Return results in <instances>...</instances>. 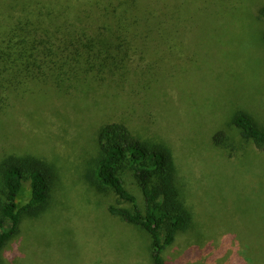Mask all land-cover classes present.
Returning <instances> with one entry per match:
<instances>
[{
  "label": "rangeland",
  "instance_id": "1",
  "mask_svg": "<svg viewBox=\"0 0 264 264\" xmlns=\"http://www.w3.org/2000/svg\"><path fill=\"white\" fill-rule=\"evenodd\" d=\"M184 1L170 14L180 22L178 36L163 47L165 62L155 64L160 85L141 90L139 74L135 83L127 79L132 84L125 90L119 79L100 94L95 85L72 97L32 87L39 92L27 95L10 119L28 138L12 134L4 143L0 129V159L35 154L54 164L58 176L53 210L24 221L3 252L4 264H153L149 235L113 218L107 208L118 203L116 195L85 181L98 156L99 129L111 121L129 122L140 137L173 151L193 226L167 252L169 264H264V152L243 144L229 157L209 140L239 107L264 128V21L255 0ZM106 102L117 107L105 110ZM90 109L98 115H88ZM169 117L182 121L171 132ZM124 180L142 203L137 184ZM29 196L30 181H24L19 204ZM193 247L203 253L192 249L199 255L184 258Z\"/></svg>",
  "mask_w": 264,
  "mask_h": 264
},
{
  "label": "trees",
  "instance_id": "2",
  "mask_svg": "<svg viewBox=\"0 0 264 264\" xmlns=\"http://www.w3.org/2000/svg\"><path fill=\"white\" fill-rule=\"evenodd\" d=\"M179 1L0 0V129L4 143L12 134L28 138V133L14 129L10 119L20 104L25 105L27 95L39 92L32 87L52 88L72 97L95 85L100 94L114 90L119 79L123 80L118 83L120 89L125 90L127 79L132 76L135 83L139 74L141 90L145 91L143 85H160L155 64L165 62L162 49L178 36L175 30L180 22L170 14L186 3ZM255 2L258 19L264 21V0ZM141 59L147 62L143 66L137 61ZM116 107L106 102L104 109ZM85 112L95 113L91 109ZM225 115L224 125L209 137L215 150L233 157L241 145L249 144L264 152V128L247 111L239 107ZM170 117L168 132L182 123L180 117ZM187 126L192 128L189 120ZM97 144L98 156L86 172V183L112 191L118 203L110 202L109 214L149 235L153 264H169L167 252L193 226L172 149L162 141L140 137L129 122H107L99 129ZM124 176L137 184L142 203L126 186ZM57 180L56 166L38 155L1 157L0 264H4L7 245L20 236L24 221L40 219L53 210L50 204ZM24 181H30V196L20 205ZM192 249L203 253L193 247L183 257L199 255ZM192 258L185 259L186 263Z\"/></svg>",
  "mask_w": 264,
  "mask_h": 264
}]
</instances>
